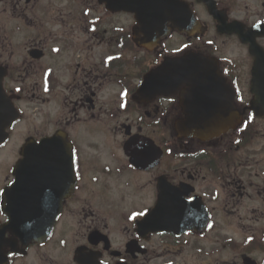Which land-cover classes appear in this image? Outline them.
I'll use <instances>...</instances> for the list:
<instances>
[{
  "label": "flooded vegetation",
  "instance_id": "obj_1",
  "mask_svg": "<svg viewBox=\"0 0 264 264\" xmlns=\"http://www.w3.org/2000/svg\"><path fill=\"white\" fill-rule=\"evenodd\" d=\"M164 1L193 12L206 32L169 23L157 41L155 24L146 32L123 11L138 0H0V151L15 160L0 182V230L8 220L2 193L29 140L65 139L72 166L60 174L50 159L27 165L23 215H57L38 242L7 232L0 264H264V227L240 243L216 221L250 203L258 204L255 224L264 220V162L256 159L264 144L255 148L264 117L252 110L251 92L252 51L264 59V0H212V14L199 0ZM224 26L243 29L247 44ZM231 41L242 59L228 55ZM191 51L218 61L229 84L220 97L233 99L242 117L236 131L206 141L181 136L184 88L139 98L147 73ZM241 75L250 76L248 93ZM245 149L246 159L234 157Z\"/></svg>",
  "mask_w": 264,
  "mask_h": 264
},
{
  "label": "water",
  "instance_id": "obj_2",
  "mask_svg": "<svg viewBox=\"0 0 264 264\" xmlns=\"http://www.w3.org/2000/svg\"><path fill=\"white\" fill-rule=\"evenodd\" d=\"M199 1L205 3L211 14L213 13L215 4L212 0ZM165 2L138 0V6L125 2L123 11L135 14L137 21L141 23L146 32L152 29L150 24H155L156 32L160 33L161 27L163 28L165 23L173 22L175 18H178V13L183 24L189 23L190 16L186 10L165 6ZM175 28L186 29L176 23ZM224 28L220 27V31L234 32L242 43L247 44V33L243 29L231 26H224ZM166 32L167 29L164 27L163 33ZM256 52L257 60L251 84V92L254 95L252 110L257 116L264 117V59L259 50L252 51L255 55ZM222 85L225 86L226 81L221 77L216 62L196 53H188L183 58L167 60L163 66L149 72L145 76L138 94L141 100L150 101L159 96L174 95L184 88L182 105L187 109L188 119L186 123L177 124V130L181 136L205 140L230 133L236 130L241 123L242 117L239 116L238 120V115L232 112L233 99H230L229 102L222 101L220 97L221 92L224 91L221 88ZM223 109L225 111L230 109V114L224 113ZM228 116L232 120L226 122L225 119L229 118ZM26 150L28 151L25 159L15 167V182L3 193V212L8 216V223L0 231V238L10 231L21 240L38 242L40 238L48 236L50 233L57 212L53 213V218L38 217L32 214L23 215L21 199L23 188L26 186L23 175L27 170V165L44 164L49 159L50 163L53 160L55 164L60 165V174L72 171L70 144L60 136H55L43 140L40 144L29 143ZM53 172L56 173L58 170L54 169ZM31 186H33V181Z\"/></svg>",
  "mask_w": 264,
  "mask_h": 264
},
{
  "label": "rangeland",
  "instance_id": "obj_3",
  "mask_svg": "<svg viewBox=\"0 0 264 264\" xmlns=\"http://www.w3.org/2000/svg\"><path fill=\"white\" fill-rule=\"evenodd\" d=\"M60 2H62V0H60ZM126 19H129V18H127V17L123 18V20H125V21H126ZM222 41H225V40H221V42ZM243 54H244L243 47H241L235 41H231L230 44L228 45V55L231 57L242 59ZM240 61L242 62V60H240ZM249 80H250V76H248V75H247V81H246V75H241L239 78V82L242 85L247 84V93L249 90V83H250ZM243 87H244V85H243ZM257 127H258L257 131H259L260 134L263 136L264 135V121H258ZM14 142L16 145H20L22 142V139L17 137ZM263 144H264V140H262L261 143L259 142V145L255 146V148L257 150H259L261 148V145H263ZM246 150L247 149L243 150L241 153L235 152L234 157L239 158L241 160L246 159L247 158V154L245 155V153H247ZM12 152L9 148L2 149V151H0V171H1V174L4 175V176H1V174H0V182L5 183L7 181V177L5 175V170H6L5 168L11 169V167L15 164V160H13L12 156H11ZM257 157H258V158H256L257 160H263V162H264V151L261 154H259ZM253 173H256V172L254 171ZM4 183L2 185L0 184V189H2ZM239 207H242V208L236 209V213L233 216H228L226 214L219 213L218 214L219 216L216 217V221L219 224L220 229L223 230V232L229 233V234H235V238L237 240H239L240 243H243V238H244L243 235L248 234L249 229L252 227L254 229H256L257 227L263 228L264 227V220L260 224H255V222L253 220L252 210L254 208H257L258 204H251L250 203L247 205L246 204L241 205Z\"/></svg>",
  "mask_w": 264,
  "mask_h": 264
}]
</instances>
